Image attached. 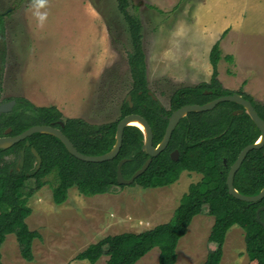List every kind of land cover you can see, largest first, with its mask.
Here are the masks:
<instances>
[{"label":"rangeland","instance_id":"1","mask_svg":"<svg viewBox=\"0 0 264 264\" xmlns=\"http://www.w3.org/2000/svg\"><path fill=\"white\" fill-rule=\"evenodd\" d=\"M129 1V13L142 25L148 86L164 110H170L176 90L210 82L209 54L216 42L222 50V86L264 103V0ZM30 3L0 0V56L5 54L0 100L21 97L36 107L55 106L65 118L90 125L117 122L132 87L127 62L131 38L117 0H49L42 10L49 13L42 29ZM186 175L166 187L114 186L93 197L74 187L61 205L53 202L56 173L39 190L30 179L25 190L32 193V214L26 222L41 236L33 243L34 260H24L16 237L8 235L1 262L90 264L76 256L91 244L170 222L190 184L201 179ZM213 224L205 205L178 243L176 264L204 263L216 249L209 241ZM159 253L156 247L136 264H159ZM107 259L104 255L96 264ZM221 264H249L245 233L238 226L227 233Z\"/></svg>","mask_w":264,"mask_h":264},{"label":"trees","instance_id":"2","mask_svg":"<svg viewBox=\"0 0 264 264\" xmlns=\"http://www.w3.org/2000/svg\"><path fill=\"white\" fill-rule=\"evenodd\" d=\"M118 9L128 26L132 51L127 54V62L133 78L131 92L133 107L128 102L121 106L119 118L137 114L150 125L153 145L163 139L166 121L159 114L170 115L185 105H204L219 97L238 93L249 100L259 116L264 120V103H255L242 90L231 92L223 88L218 79V65L222 59L220 42H216L209 54L212 74L209 83L178 89L171 99V109L163 106L147 95L146 57L143 48L142 25L137 16L129 13V0H117ZM3 19L0 14V34H3ZM5 54L0 56L4 64ZM232 61L231 56L226 57ZM143 94H139V92ZM16 105L9 113L0 115V137L11 129L10 136H16L32 126L46 125L61 129L74 147L84 155L98 156L112 150L115 145L116 127L119 122L106 125H90L81 119L65 118L55 106L36 107L26 98L15 99ZM235 103H221L213 110L189 113L175 129L169 147L153 158L149 168L139 176L133 185L144 189L166 187L175 183L184 171H196L203 175L200 182L191 184L183 195L172 220L141 233H122L107 236L91 244L76 256L78 261L96 264L104 255L106 264H136L154 248H159V264H176L177 246L193 219L205 205L214 218L209 241L216 244L203 264H221L223 247L227 233L233 226L245 233L246 253L249 264H264V227L257 220V211L264 207V199L257 203H247L235 199L228 192L226 179L228 171L240 152L248 145L256 143L260 131L245 112ZM60 122L64 126H60ZM12 147L0 150V264L1 248L8 235H14L20 246L24 260H34L33 243L41 236L29 229L26 220L32 214L29 206L31 192L25 190L26 181L33 179L36 190L41 189L47 176L56 173L57 184L53 188V202L65 203L69 190L76 187L86 197L103 195L117 184V166L128 159L122 168L125 178L138 171L148 156L142 151V132L136 127L124 131L122 147L116 158L102 163L83 162L73 157L57 138L48 134H34ZM31 148H35L42 158L37 169V161ZM177 148L182 152L181 160L173 161L169 152ZM25 151L23 166L19 165V155ZM234 187L248 196L257 195L264 187V146L248 153L235 175ZM260 217L264 222V210Z\"/></svg>","mask_w":264,"mask_h":264},{"label":"water","instance_id":"3","mask_svg":"<svg viewBox=\"0 0 264 264\" xmlns=\"http://www.w3.org/2000/svg\"><path fill=\"white\" fill-rule=\"evenodd\" d=\"M128 101L131 103V96L128 97ZM226 102H231V103L240 105L243 108V110L234 112V115H238V114L245 112L246 114L249 115V117L251 118V120L254 122V124L256 125V127L259 129L261 133L258 141L256 143L246 146L240 152L237 160L234 162L232 167L229 169L227 179H226L228 192L230 193V195H232L235 199L239 201L247 202V203H257L264 199V187L257 195H253V196L243 195L239 193L234 187V179H235L236 173L239 171L248 153H250L251 151L255 149H260L264 146V120L259 116L257 111L254 109L252 103L249 100L245 99L243 96L239 95L238 93H233L231 95L219 97L204 105H185L182 108L174 111L171 114V116L168 117V126L166 129L165 135L157 147L153 146V133H152L151 127L148 124V122L140 115L130 114L119 120L117 127H116L115 145L111 151L103 155L89 156V155L81 154L74 147V145L70 142V140L62 133L61 129L53 127V126H46V125L32 126L26 131L16 136H10L11 129H8L5 132L6 135L3 137H0V150L8 149L12 147L13 145L18 144L22 141H26V147H30V142L27 140L29 137H31L34 134H48L60 140L61 143L65 146L66 150L69 152V154H71L76 159L83 161V162H88V163H102V162H106L109 160H113L114 158L117 157L122 147L123 135H124L125 129L129 126L134 127L130 125V123L132 121H137L141 123V125L143 126V129H139L141 130L143 137H144V144L142 146V150L150 157V159H148L146 163L138 171H136L132 177L128 179H126L123 176V172H122V167L125 164L126 160H121L117 166V184L119 186L132 185L135 182V180L139 176L144 174V172L148 169V167L150 166L152 162V158L157 157L161 152H163L167 148V146L170 143L174 130L178 126L179 122L185 116H187V114L194 113V112L196 113L207 112V111L213 110L219 104L226 103ZM15 105H16V102L14 100L8 103L1 104L0 105V115L11 112ZM131 107H132V103H131ZM59 124L61 127L64 126L63 122H60ZM31 151L37 161L36 168L39 169L42 164V158L35 148H31ZM24 155H25V151L23 150L20 152V155H19L18 167L23 166ZM263 210H264V207H261L257 211V220L264 227V222H262L261 217H260V213Z\"/></svg>","mask_w":264,"mask_h":264},{"label":"flooded vegetation","instance_id":"4","mask_svg":"<svg viewBox=\"0 0 264 264\" xmlns=\"http://www.w3.org/2000/svg\"><path fill=\"white\" fill-rule=\"evenodd\" d=\"M3 55V54H2ZM5 63V62H4ZM4 71H5V64H1L0 63V83H1V77L4 75ZM129 72H130V80H131V89H130V91H129V93L127 94V98H126V100H125V102H128L129 103V105H130V107H131V103H132V107H133V101H132V95H131V92H132V90H133V83H134V81H133V78H132V75H131V71H130V67H129ZM146 80H147V95L149 96V97H151L154 101H157V102H159V100H158V98L156 97V95L154 94V93H152L151 92V90L149 89V86H148V75H147V68H146ZM224 88V87H223ZM225 89V88H224ZM177 91V90H176ZM139 94H143V92L141 91V92H139ZM175 94V93H174ZM173 94V95H174ZM173 95H172V97H173ZM231 95V94H230ZM129 96H131V103L128 101V97ZM172 97H171V99H172ZM19 98H21V97H19ZM15 99H17V98H8V99H5V100H0V105L1 104H3V103H8V102H10V101H15ZM16 102V101H15ZM161 104V103H160ZM182 108V107H181ZM170 109H171V103H170ZM178 110V109H177ZM176 111V110H175ZM174 112V111H173ZM172 112V113H173ZM171 113V114H172ZM171 114L170 115H164V114H159L160 116H161V118L164 120V121H166V126H165V131H164V135H165V132H166V129H167V126H168V117H170L171 116ZM2 115V114H1ZM120 116H121V111H120ZM187 116H188V114H187ZM187 116H185V117H187ZM184 117V118H185ZM183 118V119H184ZM81 120H83V119H81ZM119 120V119H118ZM83 121H85V120H83ZM181 122V121H180ZM179 122V123H180ZM87 123V122H86ZM179 125V124H178ZM177 128V127H176ZM139 129V128H138ZM152 130V129H151ZM175 131V130H174ZM174 133V132H173ZM173 135V134H172ZM164 137V136H163ZM172 138V137H171ZM171 141V140H170ZM159 145V144H158ZM157 145V146H158ZM154 146V145H153ZM157 146H154V147H157ZM168 147H169V145L167 146V148L164 150V151H166L167 149H168ZM141 149H142V147H141ZM143 151V150H142ZM163 151V152H164ZM163 152H161V153H163ZM145 153V152H144ZM160 153V154H161ZM159 154V155H160ZM145 155L146 156H148L146 153H145ZM158 155V156H159ZM157 156V157H158ZM169 156H170V158L173 160V161H175V162H178L179 160H181V156H182V152L179 150V149H177V148H173L170 152H169ZM156 158V157H155ZM148 159H150V157L148 156ZM147 159V160H148ZM153 159V158H152ZM124 160H126V162L128 161V159H124ZM147 160H145V163H146V161ZM125 162V163H126ZM144 163V164H145ZM143 164V165H144ZM124 166V165H123ZM232 167V166H231ZM123 168V167H122ZM149 168V167H148ZM229 172V171H228ZM183 173H186L187 175V177L189 178H194V177H200L201 179H202V177H203V175L201 174V173H199V172H196V171H184ZM183 173H181V174H183ZM134 174V173H133ZM124 176V175H123ZM133 176V175H132ZM131 176V177H132ZM127 179V178H126ZM201 179L199 180V181H197V182H195L194 184H197L198 182H200L201 181ZM193 184V183H192ZM191 185V184H190ZM190 187V186H189ZM189 189V188H188Z\"/></svg>","mask_w":264,"mask_h":264},{"label":"clouds","instance_id":"5","mask_svg":"<svg viewBox=\"0 0 264 264\" xmlns=\"http://www.w3.org/2000/svg\"><path fill=\"white\" fill-rule=\"evenodd\" d=\"M30 10L32 15L37 21V27L43 28L47 23L49 13L48 11H42L49 7V0H31Z\"/></svg>","mask_w":264,"mask_h":264},{"label":"bare ground","instance_id":"6","mask_svg":"<svg viewBox=\"0 0 264 264\" xmlns=\"http://www.w3.org/2000/svg\"><path fill=\"white\" fill-rule=\"evenodd\" d=\"M130 125L134 126V127H137L139 129H143V126L141 125V123L137 122V121H132L130 123Z\"/></svg>","mask_w":264,"mask_h":264}]
</instances>
